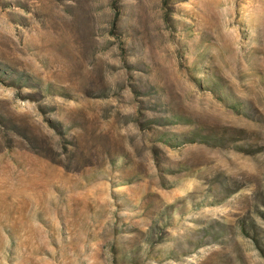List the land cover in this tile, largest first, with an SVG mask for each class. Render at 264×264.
Segmentation results:
<instances>
[{
    "label": "rangeland",
    "instance_id": "1",
    "mask_svg": "<svg viewBox=\"0 0 264 264\" xmlns=\"http://www.w3.org/2000/svg\"><path fill=\"white\" fill-rule=\"evenodd\" d=\"M0 264H264V0H0Z\"/></svg>",
    "mask_w": 264,
    "mask_h": 264
}]
</instances>
